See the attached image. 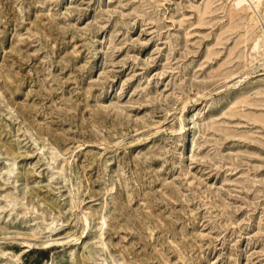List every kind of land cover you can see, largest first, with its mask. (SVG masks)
Returning a JSON list of instances; mask_svg holds the SVG:
<instances>
[{
	"label": "rangeland",
	"instance_id": "1",
	"mask_svg": "<svg viewBox=\"0 0 264 264\" xmlns=\"http://www.w3.org/2000/svg\"><path fill=\"white\" fill-rule=\"evenodd\" d=\"M258 37L244 0H0V264H264Z\"/></svg>",
	"mask_w": 264,
	"mask_h": 264
},
{
	"label": "bare ground",
	"instance_id": "2",
	"mask_svg": "<svg viewBox=\"0 0 264 264\" xmlns=\"http://www.w3.org/2000/svg\"><path fill=\"white\" fill-rule=\"evenodd\" d=\"M248 9H250L253 14L257 17V23L262 26V31L264 33V23L260 18V10L264 7V0H244ZM253 52L256 55L264 54V39L258 37L254 43Z\"/></svg>",
	"mask_w": 264,
	"mask_h": 264
}]
</instances>
